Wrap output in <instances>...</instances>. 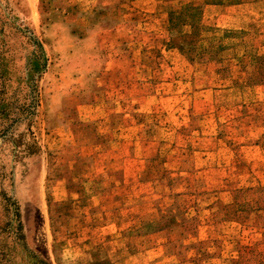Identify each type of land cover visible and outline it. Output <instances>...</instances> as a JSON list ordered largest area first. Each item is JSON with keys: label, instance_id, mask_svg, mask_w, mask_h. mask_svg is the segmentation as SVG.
I'll list each match as a JSON object with an SVG mask.
<instances>
[{"label": "rangeland", "instance_id": "374dc122", "mask_svg": "<svg viewBox=\"0 0 264 264\" xmlns=\"http://www.w3.org/2000/svg\"><path fill=\"white\" fill-rule=\"evenodd\" d=\"M52 1L0 0V264H53L29 236L36 178L43 177L38 191L46 185L43 105L68 82L63 68L71 40L64 27L62 43L55 44L51 28V21L62 22L66 8L53 7ZM138 1L139 35L151 31L138 47L143 41L154 47L155 36L165 32V10ZM236 1L230 9H207L203 24L211 30L205 33L219 49L214 58L202 55L190 63L171 52L165 59L170 68L153 72L168 80L164 88L156 83V93L183 99L176 113L186 117L170 137L174 144L164 167L171 197L143 203L133 219L140 228L147 208L155 209L154 217L161 209L174 212L167 230L153 232L156 243L183 244L181 256L171 255L165 263L226 264L233 258L232 264H264V0ZM176 212L184 221L175 223ZM137 233L141 244H148L150 235ZM214 239L219 247L211 258Z\"/></svg>", "mask_w": 264, "mask_h": 264}, {"label": "crops", "instance_id": "0c3cea01", "mask_svg": "<svg viewBox=\"0 0 264 264\" xmlns=\"http://www.w3.org/2000/svg\"><path fill=\"white\" fill-rule=\"evenodd\" d=\"M138 2H51L53 7L66 8L62 22L51 21V28L55 44L62 43L64 27L71 40L63 68L68 82L65 89L54 91L53 80L54 93L43 105L46 129L40 138L47 156L43 163L46 185L38 191L42 175L36 178L35 199L29 206L34 225L29 227V236L53 264H122L124 256L131 264L158 260L170 264L165 261L171 255L181 256V241L156 243L153 234L168 229L166 223L174 214L171 208L161 209L157 217L151 212L155 209L147 208L142 211L146 215L142 226L133 224L143 203L171 197L164 167L173 149L170 137L180 132L186 120L176 113L183 99L156 93V83L164 88L168 80L153 72L170 68L165 59L171 52L190 63L202 55L214 58L219 49L205 33L211 30L203 24L207 9H230L237 1L178 0L172 4L173 0H145L146 5L165 10V32L155 36L154 47L144 41L138 47L140 38L151 35L148 28L139 35ZM155 56L158 63L153 62ZM171 105L177 107L174 112L168 110ZM174 218L175 223L185 219L178 218L177 212ZM138 231L150 235L145 246L136 238ZM218 242L214 239L209 246L211 258ZM233 261L230 258L226 264Z\"/></svg>", "mask_w": 264, "mask_h": 264}]
</instances>
